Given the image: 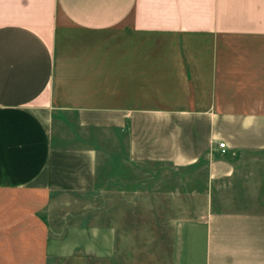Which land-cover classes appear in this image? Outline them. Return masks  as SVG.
<instances>
[{"label": "crops", "instance_id": "obj_1", "mask_svg": "<svg viewBox=\"0 0 264 264\" xmlns=\"http://www.w3.org/2000/svg\"><path fill=\"white\" fill-rule=\"evenodd\" d=\"M98 183L102 264H264V0H0V189Z\"/></svg>", "mask_w": 264, "mask_h": 264}, {"label": "rangeland", "instance_id": "obj_2", "mask_svg": "<svg viewBox=\"0 0 264 264\" xmlns=\"http://www.w3.org/2000/svg\"><path fill=\"white\" fill-rule=\"evenodd\" d=\"M96 192L60 201L0 189V264H102L99 183Z\"/></svg>", "mask_w": 264, "mask_h": 264}, {"label": "built area", "instance_id": "obj_3", "mask_svg": "<svg viewBox=\"0 0 264 264\" xmlns=\"http://www.w3.org/2000/svg\"><path fill=\"white\" fill-rule=\"evenodd\" d=\"M218 147L221 149L222 152L225 151V143L223 141L218 142Z\"/></svg>", "mask_w": 264, "mask_h": 264}]
</instances>
